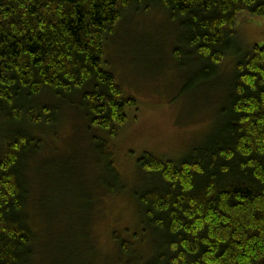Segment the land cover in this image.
Listing matches in <instances>:
<instances>
[{
	"label": "trees",
	"instance_id": "obj_1",
	"mask_svg": "<svg viewBox=\"0 0 264 264\" xmlns=\"http://www.w3.org/2000/svg\"><path fill=\"white\" fill-rule=\"evenodd\" d=\"M150 5L178 22L206 78L232 51L237 17L264 16V0H0V264H39L23 170L42 146L34 132L61 114L53 99L78 97L89 129L109 139L126 123L136 103L102 67L105 39ZM109 139L96 151L117 181ZM138 167L152 185L136 195L140 226L112 233L115 264H264V46L236 62L202 145L176 160L143 152Z\"/></svg>",
	"mask_w": 264,
	"mask_h": 264
},
{
	"label": "rangeland",
	"instance_id": "obj_2",
	"mask_svg": "<svg viewBox=\"0 0 264 264\" xmlns=\"http://www.w3.org/2000/svg\"><path fill=\"white\" fill-rule=\"evenodd\" d=\"M235 29L232 51L206 78L209 67L181 43L179 24L165 10L150 5L123 13L102 56V67L136 103L126 108L117 136L90 130L78 97L54 98L57 123L34 132L42 146L23 172L39 264H115L112 233L140 226L136 195L152 185L138 159L149 152L176 160L202 145L226 105L236 62L253 46H264V16L241 13ZM106 139L117 181L96 151V142Z\"/></svg>",
	"mask_w": 264,
	"mask_h": 264
}]
</instances>
